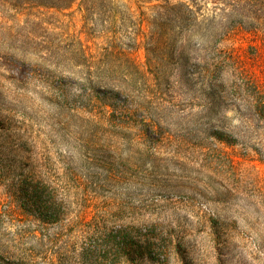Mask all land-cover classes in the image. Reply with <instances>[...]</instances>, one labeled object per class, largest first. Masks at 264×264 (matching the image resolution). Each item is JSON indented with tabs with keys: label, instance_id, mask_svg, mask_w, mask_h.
Masks as SVG:
<instances>
[{
	"label": "rangeland",
	"instance_id": "374dc122",
	"mask_svg": "<svg viewBox=\"0 0 264 264\" xmlns=\"http://www.w3.org/2000/svg\"><path fill=\"white\" fill-rule=\"evenodd\" d=\"M60 1L0 0V264H264L263 28Z\"/></svg>",
	"mask_w": 264,
	"mask_h": 264
},
{
	"label": "trees",
	"instance_id": "16d2710c",
	"mask_svg": "<svg viewBox=\"0 0 264 264\" xmlns=\"http://www.w3.org/2000/svg\"><path fill=\"white\" fill-rule=\"evenodd\" d=\"M77 0H62L59 7H70ZM91 1L96 0H79ZM101 1V0H100ZM113 2L114 0H102ZM124 2L129 8L133 6L139 18L144 20L160 21L164 27H160L157 32L182 31L185 33V45H192V38L201 36L209 37V41L227 35L228 31L234 27L246 26L249 30L256 31L258 28L264 30V0H116ZM204 51L210 48L209 45L197 44ZM221 60L218 56L204 60L203 74L209 79L213 71L218 68L222 73L219 77L221 81L220 104H225L226 97L237 95L239 90H249L253 94H259L256 85L249 80L236 81L227 84ZM222 69V70H221ZM237 90V91H236ZM236 91V94H235ZM235 106V102L232 103ZM257 114L264 121V101H255ZM229 143L225 138L217 137ZM226 158H229L226 155ZM3 255L0 254V259ZM3 262V259L0 261Z\"/></svg>",
	"mask_w": 264,
	"mask_h": 264
}]
</instances>
